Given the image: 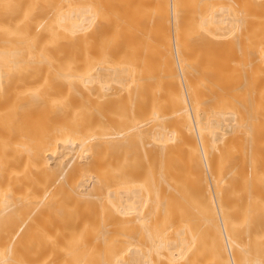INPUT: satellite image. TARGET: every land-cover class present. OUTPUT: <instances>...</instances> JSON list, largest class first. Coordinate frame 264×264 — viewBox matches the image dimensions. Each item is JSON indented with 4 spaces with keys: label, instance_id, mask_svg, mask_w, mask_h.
Instances as JSON below:
<instances>
[{
    "label": "bare ground",
    "instance_id": "1",
    "mask_svg": "<svg viewBox=\"0 0 264 264\" xmlns=\"http://www.w3.org/2000/svg\"><path fill=\"white\" fill-rule=\"evenodd\" d=\"M0 264H264V0H0Z\"/></svg>",
    "mask_w": 264,
    "mask_h": 264
},
{
    "label": "rangeland",
    "instance_id": "2",
    "mask_svg": "<svg viewBox=\"0 0 264 264\" xmlns=\"http://www.w3.org/2000/svg\"><path fill=\"white\" fill-rule=\"evenodd\" d=\"M81 229H82V227H72V231H71V233L75 236V237H78L80 234H81ZM37 230V229H36ZM45 230H46V228H45ZM47 231V230H46ZM31 232H33V230L31 231ZM34 233H36V231L34 232ZM33 233V234H34ZM43 233H46V232H43ZM35 235V234H34ZM37 235V234H36ZM32 236V235H31ZM31 236H30V238H31ZM33 238H34V236H32ZM32 238V239H33ZM70 239H71V237H70ZM80 240L81 239H78V240H76L73 244H71V252L75 249L76 250V252H77V254L78 255H81V253H82V248H81V246H80ZM32 246V245H31ZM44 248V247H43ZM43 248H41V250L43 249ZM47 248V247H46ZM45 249V248H44ZM47 251V250H46Z\"/></svg>",
    "mask_w": 264,
    "mask_h": 264
}]
</instances>
